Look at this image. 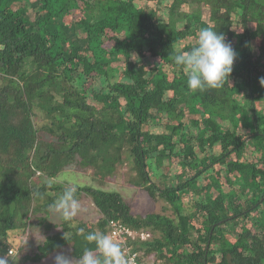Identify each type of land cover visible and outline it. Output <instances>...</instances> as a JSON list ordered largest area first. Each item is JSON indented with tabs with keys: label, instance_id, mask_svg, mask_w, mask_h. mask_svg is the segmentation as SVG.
<instances>
[{
	"label": "trees",
	"instance_id": "trees-1",
	"mask_svg": "<svg viewBox=\"0 0 264 264\" xmlns=\"http://www.w3.org/2000/svg\"><path fill=\"white\" fill-rule=\"evenodd\" d=\"M203 27L237 59L229 82L193 92L173 56ZM261 77L264 0H0V257L36 226L44 240L26 261L77 257L78 229L111 235L114 220L148 233L130 241L140 264H264ZM70 166L101 185H78L94 225L48 211ZM113 179L164 211L137 216L102 187Z\"/></svg>",
	"mask_w": 264,
	"mask_h": 264
},
{
	"label": "clouds",
	"instance_id": "clouds-1",
	"mask_svg": "<svg viewBox=\"0 0 264 264\" xmlns=\"http://www.w3.org/2000/svg\"><path fill=\"white\" fill-rule=\"evenodd\" d=\"M196 44L188 50L174 53L173 62L187 76V86L193 91L218 89L233 72L237 53L226 36L212 27H203L196 34ZM264 86V77L260 78ZM47 187H53L50 182ZM78 183L71 173L64 174V187L59 196L48 204V211L59 216L65 223H75L81 212V203L77 198ZM43 196V193H37ZM78 232L83 235L86 245L77 257L70 258L63 252L54 257V264H132L126 257L122 246L110 234L93 230L85 234L84 228ZM9 256L12 257L11 252ZM0 264H8V259L0 257Z\"/></svg>",
	"mask_w": 264,
	"mask_h": 264
},
{
	"label": "rangeland",
	"instance_id": "rangeland-1",
	"mask_svg": "<svg viewBox=\"0 0 264 264\" xmlns=\"http://www.w3.org/2000/svg\"><path fill=\"white\" fill-rule=\"evenodd\" d=\"M118 165V164H117ZM120 167V164L118 165V169ZM174 168V167H173ZM61 176L58 177V180H61L64 183V174L65 173H71L74 175L78 185H93L98 187L100 184H97L95 180L91 178V171L89 174L85 172L84 169L81 167L74 168V166L67 167L65 169ZM126 174L128 177V170L123 169L121 172V175ZM101 186V185H100ZM103 188L107 190H118L121 191L125 197L126 200H128L133 208L134 213L138 216H145L146 214H149L151 212H162L164 211L163 201H156L153 200L146 190L141 188H136L135 186L129 184V183H122L119 180L113 179L108 180L102 185ZM81 203V212L79 213L78 217H83L88 220V224L94 225L97 222V219L99 217V213L96 211V209L93 207V203H90V200L86 198L85 195H83L80 199ZM171 213V210H169ZM52 219L56 223H61L62 219L52 214ZM89 225V226H90ZM43 227L42 226H36L34 227L30 233L28 234V239L24 243V249L17 250L13 248L14 252L12 254V257H8V261H12L11 264H54V257L58 252H63L66 255H68L70 258H75L73 256V253L69 247H64L61 250H57L53 253H51L47 258H44L42 261L38 263H32L28 262L24 259L25 253H33L36 251L37 246L43 242ZM25 241V240H24ZM18 253V254H17ZM7 258V257H4Z\"/></svg>",
	"mask_w": 264,
	"mask_h": 264
},
{
	"label": "built area",
	"instance_id": "built-area-1",
	"mask_svg": "<svg viewBox=\"0 0 264 264\" xmlns=\"http://www.w3.org/2000/svg\"><path fill=\"white\" fill-rule=\"evenodd\" d=\"M110 232L117 241L121 242L124 254L126 257L131 258L132 264H140L138 260L139 253L132 250L130 241L136 238L144 240L148 237V233L133 231L131 228L119 224L114 220L110 223ZM10 252H12V250H10Z\"/></svg>",
	"mask_w": 264,
	"mask_h": 264
}]
</instances>
